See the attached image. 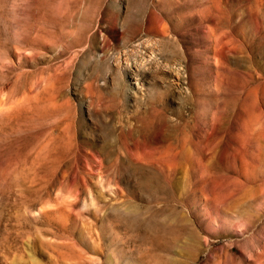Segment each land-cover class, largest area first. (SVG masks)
I'll return each mask as SVG.
<instances>
[{
	"label": "rangeland",
	"instance_id": "374dc122",
	"mask_svg": "<svg viewBox=\"0 0 264 264\" xmlns=\"http://www.w3.org/2000/svg\"><path fill=\"white\" fill-rule=\"evenodd\" d=\"M0 264H264V0H0Z\"/></svg>",
	"mask_w": 264,
	"mask_h": 264
},
{
	"label": "bare ground",
	"instance_id": "6f19581e",
	"mask_svg": "<svg viewBox=\"0 0 264 264\" xmlns=\"http://www.w3.org/2000/svg\"><path fill=\"white\" fill-rule=\"evenodd\" d=\"M187 241H188V240H187ZM194 244H195V243H194ZM194 244H193V245H194ZM184 245H185V244H184ZM191 247H192V246H191ZM193 248H195V246H193Z\"/></svg>",
	"mask_w": 264,
	"mask_h": 264
}]
</instances>
